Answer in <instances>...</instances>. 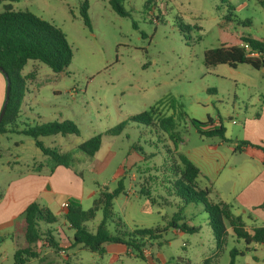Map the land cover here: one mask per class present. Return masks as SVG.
I'll return each mask as SVG.
<instances>
[{"label":"rangeland","instance_id":"1","mask_svg":"<svg viewBox=\"0 0 264 264\" xmlns=\"http://www.w3.org/2000/svg\"><path fill=\"white\" fill-rule=\"evenodd\" d=\"M83 1L12 2L15 10L27 9L61 28L73 51L71 62L62 73L56 74L40 62L25 64L22 73L35 71L36 75L26 84L20 124L73 121L79 133L61 138V145L69 152L71 164L82 169L86 183L98 191H112L120 178L123 181L124 191L112 202L108 231L114 234L116 230L158 227L162 233L157 240L143 241L144 257L133 247L112 242H106L104 253L99 254L80 244L69 247L73 229L64 217L58 216L56 222L41 224L40 229L52 233L59 249L48 246L43 237L38 243L39 256L27 264H201L217 252L213 231L202 205L186 204L177 195L174 184L178 160L172 157L173 142L158 127L157 116L148 125L129 118L150 108H157L162 116L173 115L175 130L182 138L177 153L185 156H193L207 144L216 143V156L211 157L218 165L216 172L192 158L206 173L213 191L228 198L227 192L252 174L248 166L254 164L242 151H235V145L246 141L250 149L264 146L242 137L244 115H254L264 103V77L260 70L247 64L206 67L203 52L225 40L226 33L220 31L218 23L227 14V5L239 19L253 22L252 34L264 35V1L118 0L122 15L109 0H86L90 28L80 16ZM208 118L225 128L224 141L198 133L210 127ZM118 124L120 133L109 134L108 130ZM97 133L102 134V142L93 156L75 146ZM39 139L46 147L59 143V138L52 136ZM0 149H4L0 157V187L8 172L3 165L9 153L23 156L24 162L43 157L33 139L23 134L0 137ZM23 165L15 166L13 171L25 169ZM234 165L242 168L239 172L243 180L238 171L229 169ZM197 182L201 187L208 185L201 176ZM142 187L149 191L148 196L140 193ZM209 197L214 201L213 192ZM91 205L92 201L82 203L84 210ZM175 217L180 218L178 223L185 222L197 231L176 233L168 225ZM101 218L98 210L87 223L88 229L94 231ZM225 226L223 251L209 264H229V252L234 248L245 253L243 240L233 235L227 222ZM15 243L22 241L15 238ZM15 248L10 238L0 243V264H13ZM249 260L247 255L239 262L236 258L233 264Z\"/></svg>","mask_w":264,"mask_h":264},{"label":"trees","instance_id":"2","mask_svg":"<svg viewBox=\"0 0 264 264\" xmlns=\"http://www.w3.org/2000/svg\"><path fill=\"white\" fill-rule=\"evenodd\" d=\"M17 0H0L2 10L0 11V69L7 75L10 81L9 100L5 112L0 121V133H20L33 139L34 144L40 151L48 156L54 165H67V156L56 148L43 145L40 137L60 134L78 135L79 130L71 120L44 122L33 126H22L17 123L21 111V105L25 95L27 82L35 79V71L23 74L22 70L28 61L40 62L58 74L65 71L71 62L73 51L65 33L53 22L43 19L33 12L25 10H15L12 2ZM112 8L119 14L121 11L118 0H109ZM262 3V0H258ZM233 8L227 5V14L218 23L221 32L226 33V38L219 46L209 48L203 52V61L206 67L217 64H226L236 67L239 64H247L253 69H260L264 66L263 56H250L243 47L246 44L249 50L258 52L264 51V39L251 33V21L241 20L232 12ZM80 16L83 23L88 28L91 27L88 15V3L83 1L80 5ZM229 35V38L227 36ZM229 39V40H227ZM1 72V71H0ZM2 73V72H1ZM3 74V73H2ZM154 116H157L158 127L168 134V138L173 142L172 157L177 159L175 172L178 175L175 181L177 195L186 204H201L207 214V220L212 228L215 240L216 253L202 260L201 264H209L211 258L217 257L223 251L226 241L227 230L225 222L230 226L233 235L239 240H243L246 247L250 250V244H264V226L255 227L252 233L244 228V223L239 215H233L227 204L220 201H213L209 197V188L201 187L197 178L200 170L187 156L177 153V146L182 142V138L175 130V120L173 115L162 116L157 108H150L138 115L130 116L131 121L151 124ZM210 122V119L208 118ZM193 122V120H192ZM109 134L118 135L121 125L118 124L109 129ZM203 137H219L225 140V128L220 124L217 127L203 131H198ZM102 134L97 133L78 144V149L89 156H93L100 148ZM246 141L235 145V151H241L242 146H246ZM264 153V146L255 145ZM175 161V160H174ZM264 165V162H263ZM124 191L122 178L117 181L114 190H100L92 201L90 208L83 210L79 206H68L64 213V219L73 229L72 239L69 247L77 244L82 245L92 252L104 253L103 245L106 242L122 244L126 247H133L138 251L139 256L144 257L143 248L146 243L144 240H157L161 237L160 228H135L130 232L116 230L114 234L107 229V221L112 218L113 199ZM140 193L148 196L149 191L145 188L140 189ZM101 210L102 218L96 225L94 231H90L87 223L91 221L96 212ZM179 217L173 218L169 226L182 232L193 233L197 229L187 223H178ZM57 217L51 210L33 201L30 202L20 214L18 220L14 222L13 232L10 237L21 240L17 244L13 253V264H27L31 259L39 256L38 243L44 237L48 246L59 249V243L49 230L43 232L41 224H51L56 222ZM121 226L120 222H118ZM0 236V242L3 241ZM160 243H158V246ZM243 251L232 249L229 252L230 262L233 264L234 258ZM55 264V263H45Z\"/></svg>","mask_w":264,"mask_h":264},{"label":"crops","instance_id":"3","mask_svg":"<svg viewBox=\"0 0 264 264\" xmlns=\"http://www.w3.org/2000/svg\"><path fill=\"white\" fill-rule=\"evenodd\" d=\"M251 24H253L252 21ZM261 38L264 39V35ZM258 70L262 72L264 77V66ZM4 95L5 78L0 72V109ZM19 118L20 115L16 121L21 125L20 123L23 122ZM210 124V127L205 130L217 127V123L214 121L210 122ZM242 133L244 139L249 138V141L253 143L264 145V103L260 105V110L254 115L250 117L244 115ZM7 134L0 133V137H5ZM70 135L73 134L66 136L60 134L52 135L55 139L59 138L57 140L59 143L56 146L50 147L56 148L61 153L66 154L67 165H54L52 160L42 152L43 157L41 160L38 161L34 158L25 162L24 160L26 159L23 156L9 153L10 157L6 160V165H3L8 172L3 185L0 187V236L4 238L3 241L11 237L14 222L19 219L20 214L30 202L35 201L40 205L48 207L56 217H64L68 206H79L84 210L82 203L93 201L97 195L98 190L93 184L86 183L81 171L82 169H76L71 164L72 159L69 156V152L61 145V138H68ZM20 143L14 142V145L18 146ZM78 144L76 143L75 146L77 147ZM216 146H218L216 143L207 144L206 148L194 153L193 156L188 155L187 157L197 165L200 170V176L207 180L208 185L204 187L209 188V193H214V201L227 204L233 215H239L242 218L246 231L252 233L253 228L264 226V153L257 148L250 149L248 146H242V152L240 153L246 154L254 164L252 166L241 164V166H248L252 174H249L243 180V174L239 172L242 168L238 169L235 165L230 167L229 169L233 168V170L238 171L240 174L239 179L243 181H240L232 191L230 190V193L227 192L229 196L226 198L224 193L213 191L206 173L196 162V160H200L202 163L208 165V167L210 166L209 171L216 172L218 165H215L211 159L212 156H216L213 150ZM6 150L9 151L10 147L6 148ZM2 154H4V149H0V157ZM21 165L26 168L17 172L13 171L15 166ZM89 166H92V162ZM62 204H66L67 207H63ZM174 230L178 234L182 233L178 229ZM11 242L15 246L17 245L14 240H11ZM245 247L246 245L243 249L245 253L238 254L234 261L237 258V262H239L240 259H244L247 255H250V260L246 261L245 264H264V244H250L248 245L250 249L248 251L245 250Z\"/></svg>","mask_w":264,"mask_h":264},{"label":"water","instance_id":"4","mask_svg":"<svg viewBox=\"0 0 264 264\" xmlns=\"http://www.w3.org/2000/svg\"><path fill=\"white\" fill-rule=\"evenodd\" d=\"M0 71L3 73V76L5 78V95H4V100L0 109V121L2 119V116L5 112L8 100H9V89H10V81L7 77V75L0 69Z\"/></svg>","mask_w":264,"mask_h":264},{"label":"built area","instance_id":"5","mask_svg":"<svg viewBox=\"0 0 264 264\" xmlns=\"http://www.w3.org/2000/svg\"><path fill=\"white\" fill-rule=\"evenodd\" d=\"M243 47L248 51V54L250 56H259L260 55V56H263L264 57V51H262V52H258V51H254V50L251 51V50H249V48H248V46L246 44H244ZM62 206L63 207H67L66 204H62Z\"/></svg>","mask_w":264,"mask_h":264}]
</instances>
